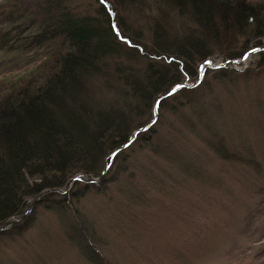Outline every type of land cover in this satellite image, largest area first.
<instances>
[{
  "label": "trees",
  "instance_id": "obj_1",
  "mask_svg": "<svg viewBox=\"0 0 264 264\" xmlns=\"http://www.w3.org/2000/svg\"><path fill=\"white\" fill-rule=\"evenodd\" d=\"M113 1L140 12L139 6L150 0ZM161 2L168 8L157 7L151 17L149 47L129 25L123 31L105 3L94 16L76 11L71 0H0V232L9 220L12 225L6 232L22 234L30 227L33 205L29 208L26 200L31 196L35 203L61 202L60 207L48 206L51 210H67V202L72 207L71 200L80 194H68L71 189L60 194L58 189H66L75 176H100L111 153L153 120L159 95L199 79L200 65L216 56L214 46L216 51L221 42L245 36L260 43L254 47L264 45V0ZM176 14L185 16L187 23L175 24ZM251 48L246 42L239 53H222L223 60L242 58ZM255 55L264 67V50ZM140 56L165 58L167 64L140 66L136 64ZM228 70L204 69L198 84L179 87L158 108L169 103L174 109L193 108L199 110L200 120L208 110L205 101L198 100L208 86V75L216 71L222 77ZM152 127L140 132L131 145L139 139L149 141ZM127 148L117 152L107 172L114 170ZM222 153L225 158L227 152ZM91 185L86 182L84 190ZM72 211L76 215L77 210ZM77 230L72 239L82 253L92 254L89 243L77 237H83V227Z\"/></svg>",
  "mask_w": 264,
  "mask_h": 264
},
{
  "label": "rangeland",
  "instance_id": "obj_2",
  "mask_svg": "<svg viewBox=\"0 0 264 264\" xmlns=\"http://www.w3.org/2000/svg\"><path fill=\"white\" fill-rule=\"evenodd\" d=\"M71 1L76 11L94 16L106 4L116 23L129 25L149 47L151 17L157 7L168 8L161 0L147 1L140 12L113 0ZM174 21L188 20L176 14ZM247 38L223 41L216 51L214 46L216 56L207 61L220 64L222 53L260 44ZM255 54L226 65L225 76L210 72L199 94L208 107L200 120L193 108H159L153 137L124 150L106 179L86 191V182L71 185L68 194H80L72 207L67 202V210H51L61 202L33 204L36 198H27L33 205L30 227L22 234L6 232L11 223L0 232V264H264V67ZM166 61L136 58L140 66ZM79 225L85 232L77 237L92 248L88 256L71 237Z\"/></svg>",
  "mask_w": 264,
  "mask_h": 264
},
{
  "label": "water",
  "instance_id": "obj_3",
  "mask_svg": "<svg viewBox=\"0 0 264 264\" xmlns=\"http://www.w3.org/2000/svg\"><path fill=\"white\" fill-rule=\"evenodd\" d=\"M264 50V46L263 47H254V49H251L249 50L247 53H245L243 55V57L241 59H232V60H228V61H225V62H222L220 64H213V63H210L208 61H204L201 65H200V68H199V74H200V77L198 79V81L196 83H192V84H187V83H179L177 85H175L171 90L168 91V93H165V94H162V95H159V98L154 106L155 108V111H154V118L153 120L148 123L147 126H144V127H141L139 129L136 130V132H134L131 136V138L129 139V141L127 142V144L121 146V147H118L116 148V150H114L111 154V158H110V161L106 164V169L103 171V173L100 175V176H96V177H80V176H75L74 179L72 181H70L67 186H66V190L67 191L68 189H70V186L74 183L75 180H82L83 182H88V183H91V184H96L98 182H100L106 175L108 169L111 167V163L113 161V159L115 158V156L117 155V152L121 149H124V148H127V146L131 145L133 142V140L138 136V134L142 131H146L150 126H152L154 123L157 122V117H158V113H159V103L162 99L168 97L170 94H172L176 89H178L179 87H190V86H195L196 84H198L201 79H202V72H203V69L204 68H221L222 66H226V65H229V66H233L235 65L236 63H241L243 62V60H246L245 57H249L251 54H253L254 52H257V51H262ZM77 177H79V179H77ZM60 192H62V189H58ZM36 201V200H35ZM35 203V202H34ZM33 203V204H34ZM10 223V221H7L4 223L3 227H6L8 226Z\"/></svg>",
  "mask_w": 264,
  "mask_h": 264
},
{
  "label": "snow or ice",
  "instance_id": "obj_4",
  "mask_svg": "<svg viewBox=\"0 0 264 264\" xmlns=\"http://www.w3.org/2000/svg\"><path fill=\"white\" fill-rule=\"evenodd\" d=\"M101 2H103V0H101ZM245 58H247V57H245ZM77 179H79V177H77Z\"/></svg>",
  "mask_w": 264,
  "mask_h": 264
}]
</instances>
